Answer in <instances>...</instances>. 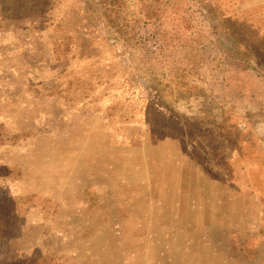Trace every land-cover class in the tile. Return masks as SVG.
Returning <instances> with one entry per match:
<instances>
[{"label":"rangeland","instance_id":"rangeland-1","mask_svg":"<svg viewBox=\"0 0 264 264\" xmlns=\"http://www.w3.org/2000/svg\"><path fill=\"white\" fill-rule=\"evenodd\" d=\"M263 32L264 0H0V264H264Z\"/></svg>","mask_w":264,"mask_h":264},{"label":"trees","instance_id":"trees-1","mask_svg":"<svg viewBox=\"0 0 264 264\" xmlns=\"http://www.w3.org/2000/svg\"><path fill=\"white\" fill-rule=\"evenodd\" d=\"M118 33H121L122 27L118 28ZM262 44H260V48H257L259 51H262L263 53L261 55L255 56V51L248 50L250 55L254 56L256 60H261L260 62L264 64V32L262 36ZM263 45V46H261ZM3 205H9V207L2 208ZM18 209L16 207L15 202H13L12 198H8L6 200H0V241L5 237V236H10L12 234V229H11V219L12 216L18 214ZM5 264H19V263H5Z\"/></svg>","mask_w":264,"mask_h":264}]
</instances>
